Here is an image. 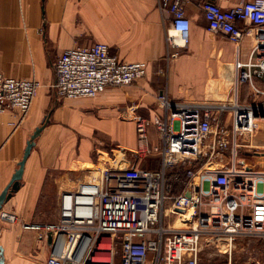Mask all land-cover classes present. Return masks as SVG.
Returning <instances> with one entry per match:
<instances>
[{"label":"built area","instance_id":"obj_1","mask_svg":"<svg viewBox=\"0 0 264 264\" xmlns=\"http://www.w3.org/2000/svg\"><path fill=\"white\" fill-rule=\"evenodd\" d=\"M182 3H158L171 14L165 31L167 61L178 58L190 41L191 22ZM201 7L208 30L228 35L237 45L232 101L174 102L167 93L158 94L159 115L133 118V150L116 148L119 156L112 164L62 191L55 223L24 226L37 232L39 241L47 242L50 235L46 264H199L205 245L231 254L236 239H256L264 253V175L237 163L243 146L239 138L252 137L264 122V0L229 9L208 0ZM244 36L254 40L245 61L239 46ZM146 73L145 63L121 61L107 44L95 43L61 54L51 88L58 97L94 98L108 88L133 85ZM243 85L250 101L240 104ZM39 87L35 78L0 73V113L12 109L22 119ZM225 112L230 114L223 118ZM150 127L157 143L151 142ZM225 151L230 153L229 168H216L215 160ZM148 160H157L159 168L148 169ZM171 169L185 175L182 191L174 196L166 188ZM1 217L17 220L12 214ZM177 221L181 228H174Z\"/></svg>","mask_w":264,"mask_h":264},{"label":"crops","instance_id":"obj_2","mask_svg":"<svg viewBox=\"0 0 264 264\" xmlns=\"http://www.w3.org/2000/svg\"><path fill=\"white\" fill-rule=\"evenodd\" d=\"M206 1L182 0L191 22V37L187 47L179 50V57L167 61L170 49L165 31L171 14L159 9V0H0V73L35 78L40 83L26 116L21 119L12 109L0 113V193L18 168L30 135L49 118L25 161L18 190L0 210L3 264H46L48 241H39L37 232L24 226L44 225L42 199L50 189L60 196L71 190L69 183L81 182L77 176L86 165L96 166L98 152L133 150V118L159 115L157 95L162 90L174 102L229 97L223 80L233 67L237 45L228 35L208 30L201 7ZM214 1L229 9L248 0ZM95 43L107 44L121 61L145 63V78L130 86L108 88L94 98L56 96L51 86L58 58L67 49ZM239 46L245 61L254 40L244 36ZM241 89L248 103L250 98ZM149 135L157 143L154 127L149 128ZM225 158L229 163V157ZM228 163L224 165L218 158L214 162L219 169H228ZM2 213L17 220L8 222Z\"/></svg>","mask_w":264,"mask_h":264},{"label":"rangeland","instance_id":"obj_3","mask_svg":"<svg viewBox=\"0 0 264 264\" xmlns=\"http://www.w3.org/2000/svg\"><path fill=\"white\" fill-rule=\"evenodd\" d=\"M234 74H235L234 68L232 67L231 70H227L225 72L224 78L226 79L223 80L224 82L223 89L229 93V94L227 93L229 97L211 102L227 103L232 101ZM228 79H231V81L228 82ZM242 88H245L248 96L247 85H243ZM241 90L238 99L240 104H244L245 98L242 99ZM162 91L165 92L164 90ZM193 102H198V101H193ZM228 114H230V112H225L223 113L222 117L226 118ZM125 136L127 139L129 138L128 134H126ZM108 138L110 139V136H108ZM238 141L239 144L243 146H241V148L238 149L237 163L247 164L251 166V168H253V170L258 174L264 175V122H261L259 124V129L254 132V135L252 137H240ZM98 153L99 155H97L96 163H95L96 166H94L93 164L86 165L85 168H83V173L80 174V176H77L78 180L79 179H81V181L88 180V178L95 173V170H101L108 164H112L113 158L119 156L118 152L111 151L110 148H106L103 152H98ZM222 155L224 157H219L218 159H220L222 163L224 162L225 165V163H228L225 157L230 158V153L229 151H225ZM237 167L240 168L241 166L238 164ZM70 178L73 180L76 179L75 176L73 175ZM69 185L70 187L72 186L71 189H73L74 187H76L77 183L75 185L73 184L71 185V183H69ZM58 197L59 196L55 194V189H50V193L47 194L42 199L40 210L42 211L45 224H52L57 221ZM181 225L182 224L176 222L174 228L180 227ZM234 243L235 245L234 248L232 249L231 254L219 252L217 248L213 245L210 246L205 245L199 255V264H263L264 253L261 247V243L258 240L236 239Z\"/></svg>","mask_w":264,"mask_h":264},{"label":"water","instance_id":"obj_4","mask_svg":"<svg viewBox=\"0 0 264 264\" xmlns=\"http://www.w3.org/2000/svg\"><path fill=\"white\" fill-rule=\"evenodd\" d=\"M49 123V118H45L44 121L42 122L41 126L35 128L34 132L30 135L29 140L26 143V147L23 152L22 159L18 163V168L16 169L15 173L13 174L9 184L4 188V190L0 193V210L3 206V204L10 199L11 195L16 192L20 186V180L22 177L23 169H24V164L28 156L30 155V152L32 148L35 145V140L39 137L41 134L42 130L44 127ZM186 196L190 195V192L187 191L185 193ZM50 235L48 236V244L50 243ZM3 250L2 247L0 246V264H3Z\"/></svg>","mask_w":264,"mask_h":264},{"label":"trees","instance_id":"obj_5","mask_svg":"<svg viewBox=\"0 0 264 264\" xmlns=\"http://www.w3.org/2000/svg\"><path fill=\"white\" fill-rule=\"evenodd\" d=\"M243 99V96H242ZM250 101V99H249ZM146 167L151 170L159 168V163L157 160H148L146 162ZM185 175L184 172H178L176 169H171L166 174V188L170 196L179 194L184 186Z\"/></svg>","mask_w":264,"mask_h":264},{"label":"bare ground","instance_id":"obj_6","mask_svg":"<svg viewBox=\"0 0 264 264\" xmlns=\"http://www.w3.org/2000/svg\"><path fill=\"white\" fill-rule=\"evenodd\" d=\"M234 75H235V74H234ZM162 92H163V91H162ZM160 93H161V92H160ZM160 93H159V94H160ZM157 96H158V95H157ZM189 218H190L189 215L183 217L184 220H188ZM177 222L181 224V222H179V221H177ZM181 226H183V225H181ZM181 226H180V227H176V228H181Z\"/></svg>","mask_w":264,"mask_h":264}]
</instances>
